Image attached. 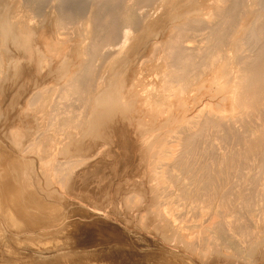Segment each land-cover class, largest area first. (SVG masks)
<instances>
[{
    "label": "bare ground",
    "instance_id": "bare-ground-1",
    "mask_svg": "<svg viewBox=\"0 0 264 264\" xmlns=\"http://www.w3.org/2000/svg\"><path fill=\"white\" fill-rule=\"evenodd\" d=\"M7 98L19 106L0 140V225L9 226L0 264H264V0H0V103ZM123 122L138 143L156 126L176 129L153 175L159 204L134 201L138 243L50 247L43 239L63 223L48 202ZM213 128L243 142L242 158L190 166ZM155 134L138 146L145 155L158 153Z\"/></svg>",
    "mask_w": 264,
    "mask_h": 264
},
{
    "label": "rangeland",
    "instance_id": "rangeland-1",
    "mask_svg": "<svg viewBox=\"0 0 264 264\" xmlns=\"http://www.w3.org/2000/svg\"><path fill=\"white\" fill-rule=\"evenodd\" d=\"M253 19V17H252ZM254 20V19H253ZM252 20V21H253ZM74 35V33H72ZM11 99L7 98L6 101H4L2 104L0 103V105L3 107L0 108V113L2 114V116L0 115V131H1V137H0V140L2 141L3 138H5L6 134H8L7 132H9V130L13 129L15 126H16V122L14 120V117H15V107H18L19 106V101H16L13 103L10 102ZM6 102V103H5ZM8 102V104H7ZM18 102V103H17ZM16 104V105H13ZM8 106L12 109L10 110V108L7 110L6 108H8ZM13 106V108L11 107ZM7 110V111H5ZM6 112V113H4ZM10 114H8V113ZM13 112V113H12ZM8 114V115H7ZM12 114V115H11ZM11 115V116H9ZM3 116L7 117V118H4ZM9 116V117H8ZM4 118V119H3ZM13 118V119H12ZM6 119V120H5ZM2 120H4L2 122ZM13 120V122H12ZM11 121V122H9ZM3 124H2V123ZM5 123V124H4ZM14 123V124H13ZM13 124V125H12ZM122 125V126H118V125ZM3 125H5V127H2ZM118 125H114L111 129H112V140L110 143V145H108L109 147H107V149L104 147V150L105 152L103 153V151L99 154H96L94 155V160H93V164L88 168V167H84L81 168V167H78L79 169L77 171H80V172H77V177H76V181L75 183H71L70 186H64L62 188V193L61 196L59 198H52L54 201H49L48 202V205L51 206V209L50 207L48 208V213L50 215L54 214V216H58L59 220L61 221V224L63 223V228L60 232L56 233L55 235H53L52 237L50 238H46V239H43L44 242L46 241H50L49 243V246L51 247V245L53 246L54 244L56 245H59L62 246L64 243H72V245H75L77 242L76 241H79L81 242L80 245L82 247H85V248H93L95 245L97 246L98 244V247H106V246H111V247H114L116 244L118 245H123L125 247H128L130 244H126V241H125V238L126 240L128 239L130 241V238H131V241L128 242V243H131V245L134 243H138V239L139 237L135 236L134 234H130L129 232V229H133L134 226H135V223L137 221V223L139 222V219L138 218V215L140 214V209L142 208L143 209V206H147V207H150V208H153V206L155 205H158L159 203L157 202H160L158 201L159 198L158 197H155V198H152L154 195L151 191V187H154L156 185V183H153V182H157L158 183V179L156 178V181H154V177L158 176V175H155V173H161V171L163 170V167H162V164L159 165L160 161L163 159L161 158L160 156H162V152L165 151V146L168 144V140L172 139V136L169 138L168 135H173L174 134V130H176L173 126H170L172 128H170L171 130H173V132L170 131V129L166 130V127L168 126H164L162 125L161 126V129H164L163 132L162 130H160V127L156 126L155 130L151 131V134L149 133L150 131H147V136H150L151 137V140L150 138L146 136V132L145 130L146 127H144V131L143 133L145 134V137L146 139L144 140V134H143V140H144V143L143 142H140L138 143V140L139 138H135L136 137V131H135V126L134 125H129V124H126L123 122V123H119ZM13 126V127H12ZM131 128H130V127ZM134 126V128H133ZM122 127V128H121ZM160 130V132L158 133V131L156 129ZM169 127V126H168ZM2 128V130H1ZM9 128V129H8ZM11 128V129H10ZM8 129V130H7ZM116 131H115V130ZM118 129V130H117ZM134 129V130H133ZM212 129V128H211ZM5 130V131H4ZM214 132L211 131V130H208V132H211V133H208L207 132V136L205 135L204 138L202 139H205V137H207L206 139H208V135L212 134L213 133L216 135L214 136H211L209 138L211 139H208V142L210 140H212L210 143L212 144L214 142V148L216 147L217 151H219V147H217L219 144L221 145H224L225 143L223 142L225 139L226 142H228L230 145H228V143L225 144V146H221L220 147V151L216 152L212 149H214L212 146L210 147L211 150H209V146H210V143L208 145V147H206L207 145H203V144H200V138L198 137L197 140L199 141V146L200 145H203L202 148H204L205 146V149L206 151H203V153L201 152L200 147H197V154L194 155H191V157L193 158L191 160V164L190 166H192V164H195L193 166L197 167L198 165L202 166V162L203 165L205 164H209L211 163L213 165V163H217L219 160H220V156H223L224 155H227L228 156V153L230 152V157H232V163H237V160H235L236 156L242 158L240 155H239V151L241 150L242 146L241 141H237L236 139V136H225L223 132H221V134L224 136L223 138L222 135L220 134V132L218 131V136H220L219 138H217V131L215 128H213ZM4 131V132H2ZM157 131V132H156ZM166 133H165V132ZM168 131V132H167ZM6 132V133H5ZM120 132V133H119ZM135 132V133H134ZM157 133L158 135L157 136H162L159 137L160 139H158L156 137V139H158L157 141V146H159L158 148L155 147V149L157 148V152L159 153V156H157V154L155 156H152V155H145V151L142 150L143 146L146 145L145 144V141H147L149 143V141H152L153 138L156 136L155 133ZM5 133V134H4ZM118 133V135H117ZM168 135L167 136H164L165 134ZM173 133V134H172ZM135 134V135H134ZM150 134V135H149ZM160 134V135H159ZM163 134V135H162ZM152 135V136H151ZM155 135V136H154ZM169 135V136H170ZM118 137L115 138V137ZM130 137V138H129ZM153 137V138H152ZM167 137V138H166ZM213 137V138H212ZM2 138V139H1ZM164 138H166V141L167 142H164ZM121 139V140H120ZM168 139V140H167ZM205 139V140H206ZM214 139V141H213ZM217 139V140H215ZM115 140V143H113ZM118 140V141H117ZM141 140V139H139ZM149 140V141H148ZM164 140V141H162ZM196 140L195 144L197 145L198 141ZM222 140L221 143H219V141ZM113 141V142H112ZM195 141V140H194ZM202 143H206L207 141H203L201 140ZM234 143L233 145H231V142ZM252 143H253V139H251ZM137 142V143H136ZM158 142H162V143H158ZM163 142L166 144H163ZM255 142V141H254ZM136 143V144H135ZM144 145H143V144ZM216 143V144H215ZM224 143V144H223ZM4 144V143H2ZM114 144V145H113ZM138 144V145H137ZM143 146H142V145ZM160 144V145H159ZM194 144V143H193ZM237 144V145H235ZM140 145V147L142 146V148L138 147ZM165 147H163V146ZM213 145V144H212ZM217 145V146H215ZM219 145V146H220ZM115 146V147H114ZM120 146V147H119ZM131 146V147H130ZM162 146V147H161ZM198 146V145H197ZM233 146H236L235 149L233 150ZM240 146V147H239ZM111 147H114V148H111ZM227 148V150H224ZM229 147L231 148L230 151H228ZM4 148H7L6 146H4L2 149L4 150ZM118 148V149H117ZM162 148V149H161ZM120 149V150H119ZM137 149V150H136ZM141 149V150H140ZM161 149V150H159ZM164 149V150H163ZM210 151V155H212V152H213V155L216 156L215 158H211V156L209 157V154L207 155V153H209ZM225 151V153L222 151ZM7 150V149H5ZM141 153H140V152ZM208 151V152H207ZM232 151V152H231ZM118 152V153H117ZM161 152V153H160ZM215 152V154H214ZM223 152V153H222ZM117 153V154H116ZM219 155V158H218V154ZM237 153V155H236ZM121 154V155H120ZM232 154V155H231ZM235 154V155H234ZM207 155L209 158H207ZM134 156V157H133ZM196 156V157H195ZM205 156V157H204ZM213 156V157H214ZM158 158L157 162H156V159ZM199 159H198V158ZM115 158V159H114ZM150 158V159H148ZM197 158V159H195ZM201 158V159H200ZM218 159V160H214V159ZM240 158H237L238 160ZM73 159V158H72ZM97 159V160H96ZM99 159V160H98ZM152 159H154L155 161V164L154 162L152 161ZM212 160V162H210ZM235 162H234V160ZM74 160V159H73ZM73 160L71 162H73ZM151 160V161H150ZM199 162H197V161ZM202 160V161H201ZM208 160V161H206ZM242 160V159H241ZM159 161V162H158ZM240 161V160H239ZM238 161V162H239ZM104 162V163H103ZM150 162L152 164H150ZM193 162V163H192ZM138 163V164H137ZM148 163V165H147ZM198 163V164H197ZM146 164V165H145ZM157 164V165H156ZM111 165V166H110ZM136 165V166H135ZM152 165V166H151ZM155 165V166H154ZM197 165V166H196ZM210 165V164H209ZM121 166V167H120ZM154 166V168H152ZM157 166V167H156ZM160 166V167H159ZM109 167V168H108ZM145 167V168H144ZM147 167V168H146ZM194 167V168H195ZM199 167V166H198ZM197 167V168H198ZM147 171H145L144 169ZM148 168L149 170L152 171L149 173L148 172ZM152 168V169H151ZM156 168V170H155ZM158 168V170H157ZM160 168V169H159ZM200 168V167H199ZM198 168V169H199ZM133 169V170H132ZM193 169V168H192ZM144 170V171H143ZM146 172V173H145ZM232 172V171H230ZM234 172V171H233ZM118 173V174H117ZM148 173H149V178L148 177ZM154 173V174H153ZM138 174V175H137ZM151 174V175H150ZM154 175V177H153ZM125 177V178H124ZM147 177V178H146ZM159 177V176H158ZM79 178V180H78ZM124 179V180H123ZM152 180V182L150 180ZM142 180V181H141ZM144 180V181H143ZM102 181V182H101ZM78 182V183H77ZM115 182V183H114ZM142 183L140 184V183ZM145 182L146 185H145ZM150 182V183H149ZM77 183V184H76ZM80 183V184H79ZM129 184V185H128ZM133 184V185H132ZM140 184V185H139ZM150 184V185H149ZM153 184V185H151ZM155 184V185H154ZM73 185V187H72ZM115 185V186H114ZM159 185V184H158ZM135 186V187H134ZM142 186V187H140ZM72 187V188H70ZM76 187V189H75ZM134 187V189H133ZM148 187V188H147ZM137 188V189H136ZM147 188V189H146ZM73 189V190H72ZM132 189V190H131ZM146 189V190H145ZM135 190V191H134ZM138 190V191H137ZM150 190V191H149ZM141 191V192H140ZM144 192V193H143ZM147 192H148V195H147ZM161 192V191H159ZM110 193V194H109ZM134 193V194H133ZM93 194V195H92ZM129 194V195H127ZM139 196H138V195ZM145 194V195H144ZM71 195V196H69ZM135 195V196H134ZM136 195L139 199L136 198ZM142 195H143V198H142ZM68 197L66 198V197ZM73 196V197H72ZM123 198H122V197ZM129 197V200H128V197ZM84 197V198H83ZM126 197V198H124ZM147 197V198H146ZM149 197V198H148ZM71 199V200H70ZM75 199V200H74ZM126 199V200H125ZM137 199V201H136ZM142 199H145L143 200V202L145 203L144 205L142 204L143 202L141 201ZM64 200V201H63ZM67 200V201H66ZM77 200V201H76ZM88 200V201H87ZM125 200V202H124ZM139 200V201H138ZM56 201V202H55ZM60 201V202H59ZM90 201V203H89ZM97 201V202H96ZM123 201V202H122ZM129 201V203H128ZM133 201V202H132ZM134 201L136 202H140V206L138 205V203L136 204V202L134 203ZM59 202V204H58ZM148 202V203H147ZM150 202V203H149ZM154 202L156 204H154ZM126 203V205L124 204ZM151 203H153L154 205H152ZM101 204V205H100ZM131 204V206H129ZM134 204V205H133ZM149 204V205H148ZM77 205V206H75ZM84 205V206H83ZM87 205V206H86ZM92 205V206H91ZM94 205V207H93ZM142 205V207H141ZM136 206V207H134ZM141 208H139V207ZM144 206V207H145ZM152 206V207H151ZM76 207V208H75ZM100 207V208H98ZM131 207V208H130ZM134 207V208H133ZM138 207V209H137ZM74 208V209H73ZM85 208V209H84ZM90 208V209H89ZM102 208V209H101ZM119 208V209H118ZM124 208V209H122ZM134 210H133V209ZM68 209V210H67ZM96 209V210H95ZM80 210V211H79ZM96 211V212H95ZM115 211V213H114ZM124 211V212H123ZM77 212V213H76ZM86 212V213H85ZM90 212V213H89ZM110 214H109V213ZM65 213V214H64ZM95 213V214H94ZM99 213V214H98ZM113 213V214H112ZM125 213V214H124ZM56 214V215H55ZM72 214V216H71ZM85 214V215H84ZM97 214V215H96ZM109 214V216H108ZM63 215V216H62ZM117 215V216H116ZM124 215V216H123ZM126 215V216H125ZM132 215V216H131ZM67 216V217H66ZM66 217V219L69 220V222H67L66 220H64ZM71 217V218H70ZM115 220H114V218ZM123 217V218H122ZM126 217V218H125ZM70 218V219H69ZM130 220H129V219ZM66 221V222H65ZM123 223H122V222ZM128 224H127V222ZM132 221V222H131ZM65 222V223H64ZM71 222V223H70ZM73 222V223H72ZM108 222V223H107ZM135 222V223H133ZM68 223V224H67ZM70 223V224H69ZM131 223V225H129ZM124 224H127V225H124ZM132 224H133V228H132ZM65 225V226H64ZM74 226V227H73ZM97 226V227H96ZM127 226V227H126ZM9 227V226H8ZM8 227H6L8 229ZM38 226H35L34 228L35 229H38L36 228ZM100 227V229H98ZM0 228H3L4 230H2L1 232L3 233V231H5V226L3 227L2 225H0ZM76 228V229H75ZM96 228V229H95ZM123 230H122V229ZM66 229V230H65ZM102 229V230H101ZM107 230V231H106ZM127 230V231H125ZM135 230V229H134ZM113 231V232H112ZM74 232V233H73ZM101 234H100V233ZM126 232V233H125ZM74 235H73V234ZM103 233V234H102ZM107 233V234H106ZM111 233V235H110ZM125 233L127 235V237L125 236ZM100 234V235H98ZM120 234V235H119ZM128 234H129V238H128ZM66 235V236H65ZM110 235V236H109ZM133 235V236H132ZM84 236V237H83ZM114 236V237H113ZM119 236V237H118ZM131 236V237H130ZM139 236V235H138ZM47 237V236H46ZM70 237V238H69ZM117 239H116V238ZM136 237V238H134ZM75 238V239H73ZM95 238V239H94ZM104 238V239H103ZM107 238V239H106ZM138 238V239H137ZM117 241H115V240ZM123 239V240H122ZM109 240V241H108ZM122 242H121V241ZM127 240V241H128ZM83 241V242H82ZM93 241H96V242H93ZM120 241V242H119ZM134 241V242H133ZM99 242V243H98ZM102 242V243H101ZM83 243V244H82ZM91 243V244H90ZM107 243V244H106ZM125 243V244H123ZM46 244V245H47ZM90 244V245H89ZM105 244V245H104ZM54 245V246H55ZM128 245V246H126ZM74 252V253H73ZM70 254H71V257H70ZM76 254V256H75ZM69 256V259H76L75 257H77V252L75 253L74 250L72 251H69V253L67 254ZM67 256V258H68ZM0 257H4L6 258L4 255H0ZM102 261H106V262H109V259H103Z\"/></svg>",
    "mask_w": 264,
    "mask_h": 264
}]
</instances>
